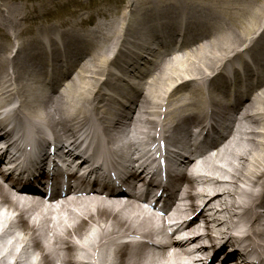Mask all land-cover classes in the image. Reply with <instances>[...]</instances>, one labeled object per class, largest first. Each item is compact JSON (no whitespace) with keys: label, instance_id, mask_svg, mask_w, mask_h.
Listing matches in <instances>:
<instances>
[{"label":"bare ground","instance_id":"obj_1","mask_svg":"<svg viewBox=\"0 0 264 264\" xmlns=\"http://www.w3.org/2000/svg\"><path fill=\"white\" fill-rule=\"evenodd\" d=\"M129 1L132 0H126V4ZM147 1L150 4L152 2L158 3L155 8L150 10V6L146 9L147 16H150L151 20L154 19L150 27L154 25L155 27L152 28L160 29L162 27L160 19L167 18L169 20L166 23L172 26L173 35L169 36L171 39L169 41L174 42L178 37L184 36L182 39L186 42L188 40L186 34L195 33V27H205L203 21L207 20L202 12V7L207 5L206 1L208 0L203 3H198L199 0H139L138 3L145 8L148 4ZM242 1L249 4L238 12L233 11L236 8L227 5ZM212 2L219 4V6L225 3L227 6L224 7V11H218L221 7L215 11L210 6L211 17L215 19L218 16L225 18L221 15L223 12L226 16L230 15L228 16L230 22H219L216 31L213 27H208L200 33L197 39L206 38L209 34L214 35V37L210 39L211 41L199 43L196 51H192L184 57H176L174 60H163L154 74L153 82L147 87V92L152 95L153 104L146 114L160 116L161 113L157 109H162L163 103L171 95H174V100L170 102V109L162 122L161 130H157L155 134L160 135L159 142L167 140L171 147L176 146L178 148L181 144L182 152L187 155L185 157L181 154L182 152L177 154L182 163H188V167L185 173L175 175V177L180 186H186V189L183 187L182 190L187 195H190L192 190L198 192L197 208L203 209L202 217L205 219L207 229L205 236L214 235L215 227L223 225L224 230L219 236L212 238L210 247V249L218 251L219 257L216 258V261L220 258L221 263L234 264L238 260L244 262V258L252 256L263 263L262 251L260 248L258 249L253 239H248V235L252 232L254 237L264 238V26H262L264 23V0H212ZM124 4L125 2L121 1L119 7ZM6 10H11L9 5H7ZM6 10L2 9L0 17L7 14ZM34 11L30 18L35 17V25L31 30H28L27 27L24 28L33 37L30 41L20 42L19 46V48L23 47L29 41L26 50L30 58L13 57L12 59L5 51L0 57V69L3 71L8 65H12L15 76L23 80L26 78L23 76L27 71L26 61L36 59L42 66L51 63L63 67V64L68 63V69H65L63 73L66 76L68 70L78 62L82 55H78L74 59L71 54H78L85 47V44L80 39H76L72 32L77 31L78 25L73 27L71 31L66 30L63 34L58 30V34H56L52 21L44 18L45 15L41 16L39 10L35 9ZM50 12L48 11V13ZM10 13L14 12L11 11ZM113 16H116V21L120 20L119 24L110 26L113 30L112 36L105 35L101 39L103 44L96 48L92 60L81 67L78 76L79 81H73L64 94L54 100L45 94L44 88L38 84L40 81L31 75L27 82L28 92L22 89L19 98L24 101L30 112L39 114L38 118L49 121L54 118L55 122L60 123L66 130L74 129V133H81L93 114V121L88 127L93 128L96 136L100 139L106 137L107 142L117 149L122 159L118 155H112L110 158L123 161L124 156L127 157L131 153L135 155L143 150L140 147L142 145L140 135L147 137V143L144 145H151L150 141L154 139L153 132L149 134L150 128L146 126L137 132L140 135L137 134L138 140L136 141L135 123L142 116V106H140L138 111L134 113L132 122L128 123L131 128L123 138L120 135L119 114L113 124H106V120L103 119L104 114L109 109L108 106L111 105L107 101L111 99L110 94L101 91L97 97V93L101 90L102 77L107 73L106 68L109 59L106 55L111 50V43L117 44L115 53L122 52L121 59L132 55L133 59L138 61L137 58H140L142 54L136 50L140 49L137 45L135 46L134 41L126 38L131 33L136 32V29L138 40L141 42L146 40L144 36L150 38V35H146L145 32H148L146 27L145 32L140 33L143 36L141 38L139 36L137 26L139 24L141 26L143 23L142 16H134L130 13V17L126 15L123 19L119 14L107 15L105 13L102 17L112 18ZM102 17L98 16L95 19L98 21ZM184 18L196 19L190 20L186 24L187 26L182 29L179 19ZM19 22L16 24L17 26ZM188 26L193 29L189 30ZM235 29L244 36H239V33L233 34ZM175 33L180 35L176 39H174ZM228 33H232V36H229ZM240 37L242 43L252 42L247 50L249 52L247 58H243L242 53L234 57V54H237V39ZM123 38L124 41L121 42ZM9 41L11 43L10 39ZM121 48L123 49L120 50ZM233 57L234 59L242 57V59L240 62L234 63L232 67L227 68L225 65L224 70L218 74L215 73V67L219 68L224 64V61L228 63ZM219 61L221 63L218 65ZM130 66L132 69L134 68L133 63ZM256 71H258V77L255 76ZM83 72L88 74L85 75ZM111 74L115 75L112 71ZM108 78L107 87L112 88L115 82L119 83L120 86L122 85L121 77L116 76L110 80ZM199 79H202L203 82L198 84ZM193 81L196 84H192ZM6 82L0 73V84L4 87ZM107 87L104 89L108 90ZM257 87H263L262 93L258 94V91H255L252 93L250 101H243L252 88ZM13 95L11 89L4 90L0 93V102L11 101ZM29 100L31 101L27 102ZM94 101L99 102L98 104L94 103L95 108L94 105L92 108ZM135 103L143 105L139 101ZM88 106H91V113H87ZM238 108L242 112L241 119L233 120ZM94 110L96 114H94ZM146 114L143 120L149 121L151 128L160 126L157 121L145 118ZM226 121L229 122L231 128L227 133L226 138L228 140L224 141L228 142L226 146L229 145L222 148V144H220L217 156L212 155L209 161L201 164L195 163L194 153L219 143L222 139L223 136L219 139L220 130ZM232 122H235L236 125ZM3 123L7 125L6 121ZM257 135L260 136L255 139ZM61 136L62 139H70L65 138V135L61 134ZM214 139L216 140L214 141ZM77 142L78 140L64 141V144L75 146ZM108 152L116 154V151ZM161 154L163 153L161 152ZM66 156L71 157V159H65L67 163H72L73 159H80L75 158V154L72 156L67 154ZM138 161L137 158L135 162H131L137 164ZM191 174L195 176L196 185L190 184L192 180L190 181L189 175ZM214 183L218 184L214 185ZM192 186H200V191ZM204 194L209 197L208 200L213 201V196L217 195L219 201L225 196L230 197L231 201L226 202L225 208L221 205L215 206L217 211L211 218L206 213L207 210L204 206L207 202L206 199H201ZM0 198L5 201L8 210L17 209L19 212L24 208L23 201L12 199L1 187ZM90 202L92 204L85 202L73 205L79 214L71 211V208H67L66 212H61L64 213L63 215L56 217L54 214L57 210L50 213V216H44V211L38 212L35 218L29 221L32 225L22 219L15 220L11 216L0 214V226L5 224L7 228V234H3L1 237H7L8 241L14 239L11 252L5 253L4 247H0V256L2 255L0 264H95L94 254L99 256L98 264H183L178 255L146 258L143 254L142 245L129 247L119 241V238L124 234V228L127 230L134 229L138 235L149 234L146 230V224L153 221L151 218L148 219L143 216L144 212L140 208L132 204L120 206L117 203V206L99 201ZM260 208H262V212L259 211ZM218 213V216H221L222 213L225 215L216 217ZM236 217H238L240 224H231V222H235ZM85 222L95 226L93 229L85 228ZM212 223L214 225H211ZM249 229L253 230L250 231ZM234 230L238 233L237 235H234ZM30 240L31 242L27 244ZM30 244L33 249L32 256L27 255L25 262L21 263V252L17 248L21 247L26 252V247Z\"/></svg>","mask_w":264,"mask_h":264},{"label":"rangeland","instance_id":"obj_2","mask_svg":"<svg viewBox=\"0 0 264 264\" xmlns=\"http://www.w3.org/2000/svg\"><path fill=\"white\" fill-rule=\"evenodd\" d=\"M204 1L205 0H202V1L200 0V1H198V3H203ZM21 2H23V3L28 2V3H31L34 5H38L40 8L43 7L42 10L45 8H53L54 9V7H59V6L65 5V3H66L65 11L60 12V16L56 18V20H58L60 22V24L64 27H66L69 24V21H71V20H72L71 23H73V21L75 23L78 21H79V23H81L82 22L81 17L83 15L82 13L94 14L93 12H95V14H96L95 16L102 17L105 14L104 10H108L110 8V9H112V11L115 12L119 8V4H120V0H73V2L71 0H0V12H1V8L6 9L7 5H9V4L13 6L14 10H16L18 5L21 4ZM208 2H210V3H208ZM208 2L206 1L207 5L205 4L202 7V11L204 14L206 12H209L210 6L213 9H216V7L218 6V4L212 2V0H208ZM23 3L21 6H23ZM4 5H5V7H4ZM72 6H74V7H72ZM39 10H41V9H39ZM8 12H11V10H9ZM23 13L25 14L27 12H23ZM78 14H81V16L78 17L77 16ZM115 15H116V13H115ZM227 16H230V15H227ZM112 18H113V22H115L117 20L116 16H113ZM22 21H23V19H22ZM0 23H2V24H0V31L3 29H5V30L10 29L9 27L6 26L7 24H3L4 23L3 19L0 20ZM85 24H87L86 21H85ZM101 27L103 29L105 28L103 23H102ZM137 27L139 29L143 28V27H140V24ZM85 29L89 30V28L86 26H85ZM92 34H93V36L95 35L94 31H92ZM144 38L146 40L150 41V38H148L147 36H144ZM225 42H228V40H225Z\"/></svg>","mask_w":264,"mask_h":264}]
</instances>
